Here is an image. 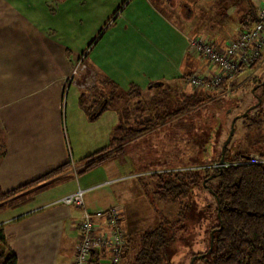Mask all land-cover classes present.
<instances>
[{"label": "crops", "instance_id": "crops-1", "mask_svg": "<svg viewBox=\"0 0 264 264\" xmlns=\"http://www.w3.org/2000/svg\"><path fill=\"white\" fill-rule=\"evenodd\" d=\"M66 1L58 0L57 7L50 9L51 14H57ZM124 1L126 5L122 10L140 20L133 25L111 23L109 27H115L113 34L91 41L93 45L86 54V62L93 71L88 83L93 85V95L100 91L107 93L115 87L125 91L136 85L143 96L153 83L162 82L169 90L222 97L237 86L225 83V88L208 90L187 83L185 77L191 73L208 77L217 71L216 66L191 54L187 41L191 36L217 45L230 41L241 24L250 22L264 0H178V4L174 0ZM23 2L0 0L1 37L8 40L10 37L13 43L21 35L24 37L23 33L25 37L36 38L34 41L57 33L56 29L48 27L40 31L33 20L24 18ZM38 3L50 13L49 8H44L45 0H38ZM101 5V11L106 9L103 2ZM26 6V9L35 10L36 3H26ZM16 21L18 25L14 26ZM125 30L128 36L123 37L121 33ZM54 43L57 44L56 53L44 51L39 58L38 52L33 60L22 53L25 61L12 60L6 62L5 67L0 66V97L10 95L9 99L0 100V145L5 150L0 159L1 190L14 189L58 169L55 174L10 195L0 210V226L4 229L7 246L16 255V264L73 263L81 208L55 203L63 195L80 187L85 190L86 210L117 206L121 209V225L127 236L129 230L123 225L125 218H129L127 207L129 209L135 200L136 191L140 193L141 187H150L146 180L142 185L138 172L119 173L116 168L120 159H125L123 156L135 158L134 147L126 143L121 154L111 157L113 163L107 164L108 159L83 171L89 161L84 159L90 155L86 151L88 143L96 137L95 133L87 132V125L108 109L100 111L104 100L95 113L87 116L78 104L81 88L77 80L64 93L67 79L81 54L73 55L66 43H61L62 46ZM4 59L9 57L5 55ZM120 108L110 109L116 117L107 129L108 138L112 131L109 129L119 122ZM138 138L131 141L136 142ZM97 175L98 184L104 178L102 184L106 185L103 187H118V190L121 187L122 192H126L123 199L118 198L116 204H106L107 201H100L99 196L91 198L90 193L100 185H93ZM35 188L38 190L32 192Z\"/></svg>", "mask_w": 264, "mask_h": 264}, {"label": "rangeland", "instance_id": "rangeland-1", "mask_svg": "<svg viewBox=\"0 0 264 264\" xmlns=\"http://www.w3.org/2000/svg\"><path fill=\"white\" fill-rule=\"evenodd\" d=\"M16 1L19 2V0ZM123 1L84 0L81 3L78 0H67L57 14L53 15L50 9L57 7L58 0H45L44 8L47 7V10L49 8L50 13L45 12L42 6L39 5L38 0H24L22 6L23 9L25 7L24 18L27 16L33 20L40 31L50 28L56 29L57 33L49 36L44 35V38H40L43 40L37 41H34L36 39L34 37H25V33H23L24 37L21 35V38L16 39L13 43H11L10 37V40L5 39L1 37L0 33V66L5 67V63L12 60L25 61V55H22V53H26L27 57L32 60L38 57V52L39 58L43 56L44 51L45 53H56L57 44L54 42L66 43L73 55L77 52H79V55L85 54L82 62L84 65H79L77 74L74 75L72 81L67 79L64 90L66 94L68 88L74 83V79L77 80V83H83L85 80L90 81L92 77L93 71L86 62V54L91 51L93 45L91 41L95 38L96 40L102 39L113 34L115 27H109L111 23H115V26H123L124 23L125 25H133L140 20L139 17L134 15L128 16L127 12L122 10L126 5V1ZM174 1L178 4V0ZM101 2L106 7L102 11ZM26 3L31 5L36 3L35 10L26 9ZM8 18L11 17L8 16ZM17 25L18 21L15 22L14 26ZM121 34L123 37L128 36L126 30ZM43 46L44 50H42ZM5 55L9 59L2 60ZM208 64L211 63L208 62ZM253 67L245 68L238 73L235 77V80H237L236 88L226 92L222 97H218V94L199 93L201 101L196 107L181 115L164 120L157 127L139 136L136 142L129 141L130 143H126L127 146L134 147L133 150L136 151L135 158L127 157V155L123 156L125 159H120L119 166H116L119 173H126L128 170L136 171L141 177L142 181H140L143 185L145 180L150 181L149 176L154 172L180 170L186 166L191 168L197 166L200 168L205 166L216 167L218 166L216 158L220 156L222 143L229 133L233 119H235L234 133L229 144H227L228 159L241 151L246 155H259L263 161L258 163H264V156L259 153L264 152V87L260 85V82L264 81V51L260 59L253 64ZM159 89V87H152L149 92L145 90L142 96L143 100L152 99L153 96L149 95L160 92ZM2 98L9 99L10 95L0 97V100ZM69 105L70 102L68 101V107ZM251 107L249 113L243 116ZM10 116L9 118H12L11 114ZM114 117H116V114L108 109L102 112L99 118L91 120L87 125V132L96 135L88 143V149L86 150L88 154H93L94 151L108 143L107 129ZM255 120L259 122L253 123ZM135 146L140 147V150ZM229 161L224 160L222 166L244 164L241 160ZM78 162L80 163L79 160ZM113 162L114 160L110 158L107 164ZM249 164L257 163L244 165ZM102 179L104 180V178ZM103 180L99 185L100 180H98L97 175L93 185L97 184L99 188L90 193L91 198L96 199L99 196L98 199L103 202L107 201L106 204H116L118 198L119 200L123 199L121 197L126 192L123 193L121 187L119 188L121 191L118 190V187H103V185H106L102 184ZM151 183L150 181L147 185L152 187ZM141 188L140 193L135 192V200L130 204L131 207L129 209L127 207L129 211L128 222L126 218L123 222L125 230L128 229V233L135 239L141 230L154 226L165 216L174 215L178 207L176 203L166 204V202L160 201L153 196V193L147 187ZM132 190L133 187L130 188V192ZM58 200L55 203H60ZM184 201L187 205L184 220L186 231L179 232L178 236L169 243L164 264H191L193 256L206 253L209 248L210 232L215 228L212 226L216 223L217 218L214 211L216 201L213 194L204 186L202 181L200 185L197 184L190 188L189 195ZM132 254L133 250L130 249L126 256H122L119 264H127ZM202 259H195L193 264H207L205 262L207 258Z\"/></svg>", "mask_w": 264, "mask_h": 264}, {"label": "trees", "instance_id": "trees-1", "mask_svg": "<svg viewBox=\"0 0 264 264\" xmlns=\"http://www.w3.org/2000/svg\"><path fill=\"white\" fill-rule=\"evenodd\" d=\"M252 17L248 23L257 20L256 13ZM229 83L235 86L237 81L233 79ZM260 85L264 87L261 82ZM92 87L90 83L80 89L79 107L90 116L102 106L105 100L100 111L118 109L121 106L118 111L120 119L111 131L109 142L93 154L84 157L89 161L83 171L121 154L125 143L157 127L164 120L193 109L201 101L197 93L169 90L167 86L163 87L162 82L153 83L151 87H159L160 92L154 94L152 99L144 100L136 85H131L125 91L115 87L108 89L107 93L103 94L100 91L94 95L91 92ZM219 87L225 88V83ZM257 122L259 121L255 120L253 123ZM4 151V146L0 145V159ZM259 153L264 156V152ZM243 155L246 154L239 151L231 157L232 159H228L227 145L224 160L240 161L243 160ZM57 170L54 169L34 181L8 191H2L0 188V210L5 207V200L10 195L55 174ZM77 173L80 174L81 171ZM211 175L214 176L210 178ZM149 177L152 187L147 189L153 193V196L166 204L176 203L178 207L174 215L165 216L154 226L141 230L136 239L130 234L126 236L127 252L123 254V257L130 249L133 250L127 264H164L167 246L179 232L186 231L184 220L187 205L184 200L189 195L190 188L200 185L203 180H205L204 186L212 190L211 193L216 201L214 211L219 214V217L216 215V223L212 226L219 227V230L213 234L212 250L209 254H205L207 258L205 262L207 264H264V163L231 164L222 166L221 170L219 166L201 168L186 166L180 170L154 172ZM150 181L147 180V183L149 184ZM37 190V188L32 189V192ZM16 262V255L7 246L4 229L0 226V264H16Z\"/></svg>", "mask_w": 264, "mask_h": 264}, {"label": "built area", "instance_id": "built-area-1", "mask_svg": "<svg viewBox=\"0 0 264 264\" xmlns=\"http://www.w3.org/2000/svg\"><path fill=\"white\" fill-rule=\"evenodd\" d=\"M256 18L254 22L241 24L235 37L222 45L200 37L188 38L189 52L216 66L217 71L208 77L196 72L191 73L185 77V81L191 86L215 90L222 83L235 79L245 68L253 66L264 51V3L258 8ZM84 56L82 53L77 59L68 77L69 81L77 74ZM88 83L89 81L85 80L78 86L83 88ZM241 161L248 164L258 163L263 159L259 155L248 154V157ZM84 192V189L78 187L58 200L60 203L82 208L77 223L78 239L72 264H119L126 252V234L121 225V209L111 206L88 211L84 208Z\"/></svg>", "mask_w": 264, "mask_h": 264}, {"label": "water", "instance_id": "water-1", "mask_svg": "<svg viewBox=\"0 0 264 264\" xmlns=\"http://www.w3.org/2000/svg\"><path fill=\"white\" fill-rule=\"evenodd\" d=\"M261 84H264V81H262ZM250 109H252V107L249 108V109L244 113L243 116H246V115L248 114V111H249ZM234 121H235V119L232 120V122H231V127H230V130H229V133H228L226 139H225V140L223 141V143H222L221 153H220V158H219V160H218V166H219V169H220V170H221L222 165H223V162H224V152H225V148H226L227 144L229 143V141H230V139H231V137H232V135H233V133H234ZM243 157H244V158H247L248 155H243ZM212 176H214V175H211L210 178H211ZM203 184H205V180H203ZM208 189H209L210 192H212L211 188H208ZM218 209H219V207H218ZM217 216L219 217V214H217ZM218 230H219V227H215V228H213V229L211 230V232H210V243H209V248H208V250L206 251V253H202V254H199V255L193 256L192 259H191V262H190L191 264H193V262H194L195 259H198V258H199V259L205 258V254H209V253L211 252V250H212V246H213V234H214V232H216V231H218Z\"/></svg>", "mask_w": 264, "mask_h": 264}]
</instances>
